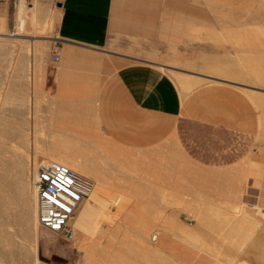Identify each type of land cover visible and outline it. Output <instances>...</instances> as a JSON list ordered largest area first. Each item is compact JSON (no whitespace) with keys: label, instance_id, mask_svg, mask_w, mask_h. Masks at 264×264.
Here are the masks:
<instances>
[{"label":"crops","instance_id":"crops-1","mask_svg":"<svg viewBox=\"0 0 264 264\" xmlns=\"http://www.w3.org/2000/svg\"><path fill=\"white\" fill-rule=\"evenodd\" d=\"M57 7L58 61L51 59L52 50L36 58L21 53L4 62L5 100L25 99L31 128L35 123L37 131L50 133L43 141L37 139L38 144L54 145L60 132V140L66 136L71 144L84 134L86 145L98 147L109 140L129 150L111 160L123 164L116 177L132 179L134 189L125 184L107 192L133 193L149 205L151 168L159 171L151 164V147L168 150L173 145L183 161L202 169L194 183L197 201L201 195L203 209L217 211L211 216L196 209L195 225L223 227L234 243L226 255L235 264H264V218L249 210L259 205L264 215V92L257 90L261 104L229 85L208 84L182 93L160 67L119 65V56L107 52L114 0H58ZM49 15L51 20L57 17ZM178 167L182 177L185 170ZM159 172V177H168ZM158 241L186 264L215 262L169 232L160 233Z\"/></svg>","mask_w":264,"mask_h":264},{"label":"rangeland","instance_id":"rangeland-1","mask_svg":"<svg viewBox=\"0 0 264 264\" xmlns=\"http://www.w3.org/2000/svg\"><path fill=\"white\" fill-rule=\"evenodd\" d=\"M37 1L51 14H57V17L52 20L40 18L35 24H30L28 22L30 12H28L29 17L25 19V22L28 21L23 29L17 28L16 6L6 2L0 3V19H2V11L6 10V17L0 33L10 34L12 27H15L21 30L24 34L23 37H25V40L11 39L9 38L11 35L6 38L0 37L3 39H0V42H2L0 43V135H2L0 141L5 143L6 148L9 150H14L17 147V150H20L24 157L30 160L28 163L34 162L35 166L45 158H49V156H46V146L48 147V145H39L37 141V139L40 141L45 140L47 135L44 130L37 131L35 123L34 129L31 128V113L26 105L20 104L19 100L16 99L5 100L4 62L5 59L19 57L21 53L25 54L26 51L32 52V55H34L37 46L39 51L36 52L40 56H45L52 50H56L59 55L58 46L60 44L57 43L56 39L59 18L58 0H30V3ZM138 6L140 7L138 8ZM256 21L260 23H256ZM254 22L256 25H254ZM105 48L108 50L107 52L119 56L117 58L119 65L130 62H143L160 67L172 78L181 92L184 89L178 83V79L182 77L183 79L190 78L195 75L202 79H200L199 87L208 84H221L229 85L246 94L245 88L264 92V80L258 81V78L254 76H248L247 74L245 80H242L243 82L239 84L219 78H211L207 74L215 73L211 72L210 69L197 67V65H201V57L203 56L218 59L230 58L235 61L239 53L240 55L255 53L256 56L264 54L262 53L264 52V0H114L109 40ZM261 57H264V55H261ZM192 61L195 67L192 66L194 65ZM236 62L238 67L244 66H241L243 70L250 67L253 69L264 68V65L259 60L257 63L254 58L245 61L244 65L243 62L238 60ZM245 67L247 68L245 69ZM208 79L214 81H208ZM9 84L8 80V88ZM198 86L191 88L188 93L198 88ZM247 95L254 101L252 95L249 93ZM80 137L81 139L78 141L86 140V135L82 134ZM102 141L104 144L98 147L79 144L83 147L84 156L89 161L92 160L91 164L101 173L104 193L101 196L100 203L90 197L78 210L73 225V238L67 239L63 235L37 224L35 229L36 239H22L12 225L8 227V231L13 233L16 242H23L31 250L35 249V254L42 264H118L124 254L128 256V264H186L161 248L158 241L159 234L169 232L185 240L201 252H206L219 260L228 261L229 264H235V260H229L226 255L227 248L230 246L233 248L234 243H229L227 233H222L221 229H224L223 227L195 225L198 221L196 209L200 211V214L205 212L211 216L214 212H217L211 209H203L201 195H199L197 201V196L195 192L193 193L196 189L194 182L197 181L196 176L198 171H202L201 168L183 161L180 153L173 145L169 146L168 150H165L161 145L152 146L151 164L157 165V169L165 172L168 177H159L158 173L160 172L151 168V205H149L147 202L137 200L138 196L133 193L121 192L115 194L107 192L112 190L113 187L125 184L130 185L129 189H134V187L131 184L132 179H128L130 183L127 184L124 181L125 179L116 177V169L122 170L123 164L111 160V158H114L112 155L122 154V152L130 153V151L111 145L109 140ZM79 145L76 144V147L78 146L77 148L81 149ZM8 154L10 153H6V157L9 156ZM154 158L156 161L153 160ZM180 165H182L183 171L185 170L182 177L178 170ZM27 166L22 171V178L25 179L23 180L24 183H26L25 181L29 182L27 183L29 184L27 185V190L29 189L27 197L29 196L28 198L31 199L30 195L34 194L32 193L34 189L31 183L34 170L29 165ZM74 171L91 178L96 187L97 183L93 177L78 170ZM130 173L132 174L129 171ZM107 174L112 176L108 177ZM128 180L126 179V182ZM135 180L138 181L137 178ZM135 186L137 188L138 184L136 183ZM147 196V194L140 195V199ZM257 206H253L249 210L253 214L264 218V215L258 212ZM101 207L104 210L103 212L100 210ZM95 221H98L99 224L97 225V231L92 235V240H95V242L102 241L99 244L104 246L109 242L112 245L109 244V248L106 249L99 248L100 251L93 252L95 255L84 259V252L78 246L86 238L91 225ZM100 227L103 229L101 230ZM104 229H106L105 233ZM109 234L116 236L108 240L107 236L104 235ZM220 237L221 240H217ZM147 246L150 247L147 249ZM133 251L138 257L137 259ZM151 254L154 257L153 255L151 257ZM89 260H92V262Z\"/></svg>","mask_w":264,"mask_h":264},{"label":"bare ground","instance_id":"bare-ground-1","mask_svg":"<svg viewBox=\"0 0 264 264\" xmlns=\"http://www.w3.org/2000/svg\"><path fill=\"white\" fill-rule=\"evenodd\" d=\"M38 2L39 1H37L35 3H27L24 0H20V1H18L16 3L17 4L16 5V9H17L16 12H17V19H18V28H20V29L22 28L23 29V26L26 25L25 23H27L28 20L25 22V19L27 17H29L28 16L29 15L28 12H30V17H29V21H28V22H30V24H35L37 21H39L40 18H42L43 20H45L46 18L51 19L50 15H49L50 13L49 14L46 13L47 10L45 8H43L41 6V4L38 3ZM5 11L6 10L4 9L3 12H2V19H0V29L2 28V26L4 24L5 17H6ZM52 18H53V16H52ZM243 23H244V21H243ZM256 23H260V22L259 21H256ZM256 23L254 25H256ZM9 35L10 34H7V33H0V37L1 38L9 37ZM23 36H24V34H22L21 30H18V33L15 36H12V37L10 36L9 38L16 39V40H25V38ZM1 40H3V39H1ZM245 40H247V39H245ZM0 43H2V42H0ZM5 43H6V41H5ZM3 44H4V42H3ZM26 46H27V44H26ZM35 46H37V45H35ZM37 47H36L35 53H34L35 58L40 56L39 53L36 52V51H39V49ZM26 53H30V52L28 51ZM262 53H264V52H262ZM254 54H250V55L249 54H241L240 55V53H239L236 60H238L240 62H243V65H244L245 64V61H247L250 58H254V60H257V63H258V60H259V62H261V64L264 65V57H261V55H264V54H260V55H257V56L254 55ZM29 55L30 54H28L27 56L29 57ZM82 55H83V53H82ZM84 56H85V54H84ZM236 60L234 61L233 59H230V58H224V59L219 58L218 59L216 57L203 56V57H201V62H200L201 65H197V67H200L201 66L202 68H208V69H210L211 72L215 73V74H207V75L211 76V78H213V77L214 78H219V79L226 80L228 82H234V83L241 84L243 82L242 80H245V76H247V74H248V76H252V77L254 76L255 78H258L257 79L258 81L264 80V68L259 67V68H254L253 69V68L250 67V68L246 69L247 67H245L246 70H243V68H241L242 65L240 67H238V63L236 62ZM192 62H191V65H192ZM197 63H199V62H197ZM193 64H194V62H193ZM249 64H251V63H249ZM176 65H175V67H176ZM192 66L195 67V64L192 65ZM242 67H244V66H242ZM207 73H210V72H207ZM204 75H206V74H204ZM178 77H180V76H178ZM200 79H201V77L199 78L196 75L193 76V77H190V78H184V79H183V77L181 79L179 78L178 79V83L180 84V86L182 87V89H184V91H182V93H188V91L191 90V88L197 87L200 84L201 80H202V79L201 80ZM208 81H214V80L213 79H210V80L208 79ZM245 91H247V94L249 93L250 95H252L253 99L257 102L256 104H261L262 103L261 102L262 101V98H261L262 94H260L259 91L255 90V89H251V88L250 89H246L245 88ZM18 100H20V104L22 103V104H24L26 106L28 105V103H27L28 101L26 102L27 104H25V99H23L22 101H21V99H18ZM21 109H23V108H21ZM22 111H24V110H22ZM18 118H20V117H18ZM7 128H9V127H7ZM10 129H11V127H10ZM38 129L40 130V128H38ZM57 131H60V130L57 129ZM15 132H16V130H15ZM47 132H48V130H47ZM48 133H47V135H48ZM59 133L57 134V132H56V135H57L56 136V141L58 139L59 140L54 145H52L50 147H49V145H48V147L46 146V149H47V155L46 156H49V158H45L41 162H47L49 160H54V161H57V162H60V163H63L65 165H67L71 169L81 171V172L86 173L89 176L93 177L96 180V183L97 184H96L95 190H93V192L91 194V197L93 198L94 201H96L97 203H100L99 198H101V196L104 193V183H102L103 182L102 181L103 179H101V177H102L100 175L101 173H99V171L97 170V168L94 167L93 164H91V161L92 160L89 161V159H87L86 156H84L85 154H83V150H82L83 147H81V145H79V144H82V146H83L86 143L84 141H78L77 140V142L74 144L75 147H73L74 146L73 144L69 143L68 141H65L66 139L64 140V138L66 136H64L63 140H60V137L58 136ZM0 136H2V135H0ZM76 144H78L81 147V149L77 148L78 146L76 147ZM19 151L17 150V147L14 150L7 149L6 146H5V143H3L2 141H0V264H42V262L37 258L36 254H35V249L32 248L33 250H31V248H29V246L27 244L23 243V242H16L14 240L13 233L10 232V231H8V227L13 225L14 228L16 229V231L21 235L22 239H30V240L31 239L32 240H35L36 239V231H35V229H36V226L38 224V220H37V210H36L37 209L36 208L37 206L35 205L36 195H35V192H32L34 194L30 195L31 196V199L28 198L29 196L27 197V192L29 191V189L27 190V185H29L27 183H29V182L25 181L26 183H24L23 180H25V179L22 178V176H23L22 171H23L24 167L27 166V165H29L33 170H35V168H36L35 165L36 164L34 162L28 163V161L30 162V160L26 159V157H24V155L22 154V152L21 151L19 152ZM6 153H10V154H8L9 156L6 157ZM84 153H85V151H84ZM40 160H41V158H40ZM119 163H121V162H119ZM164 167H165V165H164ZM23 173H25V172H23ZM80 174H82V173H80ZM200 190H202V189H200ZM198 192H197V194H198ZM193 193H194V191H193ZM28 195H29V192H28ZM88 200L89 199H87L86 201H88ZM86 201H84V203ZM100 210L102 212L104 211L102 207L100 208ZM75 219H76V216L73 219V225H74ZM98 224H99L98 221H95L91 225V227L89 229L88 235H86V238L83 241H81L80 244H79V246H78L79 249H81L84 252V259H86V258L88 259V257H91V255H95V254H93V252H95L96 250L98 251L99 248H101V249H106L107 247L109 248L108 245L110 244V242L109 243L106 242L107 245L104 246V245L99 244L102 241L101 242H99V241L98 242H95V240H92V238H93L92 235H93L94 232L97 231V228H98L97 225ZM102 229L103 228H101V230ZM241 229H242V227H241ZM105 230L106 229H104V233H105ZM109 235H104V236H107L106 238L108 240H111V239H113L114 236H116V235H114V236H111V235L109 236ZM146 239H147V237H146ZM144 241H145V239H144ZM130 244L133 245L132 243H130ZM110 245H112V244H110ZM149 247L150 246H147V249ZM152 252H153V249H152ZM133 254H134V251H133ZM136 254H137V252H136ZM159 254H157V255H159ZM97 255H98V253H97ZM152 255L153 254H151V257H152ZM209 256H211V255H209ZM135 257H136V255H135ZM153 257H154V255H153ZM137 258L138 257H136V259ZM213 258L215 259V262L213 264H229L228 261H224L223 259H222L223 260L222 261V260H219V259L215 258L214 256H213ZM92 260H89V261L92 262ZM130 260H131V258H130ZM127 262H128V256L124 254V255L121 256V261L118 264H128ZM136 262H138V261H136ZM131 264H133V263H131ZM142 264H144V263H142Z\"/></svg>","mask_w":264,"mask_h":264},{"label":"built area","instance_id":"built-area-1","mask_svg":"<svg viewBox=\"0 0 264 264\" xmlns=\"http://www.w3.org/2000/svg\"><path fill=\"white\" fill-rule=\"evenodd\" d=\"M18 1L20 0H0V3L16 6ZM24 1L30 3V0ZM17 28L12 27L11 36L18 33ZM50 57L53 61L59 59L56 50ZM31 183L36 195L38 224L72 239L73 219L84 201L91 197L94 181L63 163L49 160L36 166Z\"/></svg>","mask_w":264,"mask_h":264}]
</instances>
